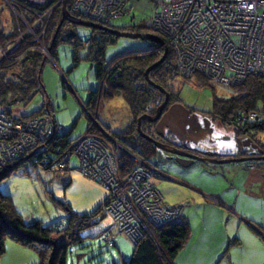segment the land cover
Returning <instances> with one entry per match:
<instances>
[{"label":"rangeland","instance_id":"obj_1","mask_svg":"<svg viewBox=\"0 0 264 264\" xmlns=\"http://www.w3.org/2000/svg\"><path fill=\"white\" fill-rule=\"evenodd\" d=\"M55 5H60L59 1ZM0 7V28L4 34L11 33L13 26H17L20 29V18L16 16L9 5L4 3V0H0ZM53 8L51 7L40 13L38 15L39 18L47 11H52ZM20 13L22 14V12ZM135 13L139 14L138 12ZM49 15L43 20V25L37 23L39 20L37 16L33 24H28L32 29H26L25 27L24 30H21V36L19 35L15 41L11 40L4 45L7 50L2 54L3 58L0 59V62L20 42L26 43L29 41V49L37 50L43 54L40 79L44 89L40 92L33 89V92L31 91L30 93L36 94L29 103L25 104L21 100L14 101L13 104L11 103L10 106H7V109L13 116H24L30 114L33 110L43 107L36 116L49 120L52 119L50 113L53 112L57 124L69 129L79 114H81L82 108L88 106L86 104L89 98L88 90L98 87L95 78V64L85 59L74 63L72 60L73 51L70 45L66 43L59 44L55 53L49 51L51 47L47 46L43 39L47 30ZM84 15L91 17L90 15ZM106 20L104 18L100 20L93 19L91 22L107 27L101 23H106ZM127 21L128 18H122L112 23L120 26L127 23ZM21 24L25 26L22 22ZM76 28L77 34L83 40L89 37L90 27L77 25ZM107 28L112 29L110 27ZM148 28L153 31L146 33L155 34L156 30L154 28ZM156 34L161 36V38L163 37L159 32H156ZM39 37L41 39L37 41ZM130 43H135L134 39L128 37L118 38L115 44L105 48V59L110 60L121 52L126 44ZM165 45L167 47L166 43ZM42 46L45 47V50ZM160 47L164 49L163 46ZM172 50L179 75L172 81L171 87L173 90L178 91L184 105L190 106L192 109L195 108V110H202H197V113L203 116L205 113L210 114L209 110L215 99L229 97L234 94L235 89H233V86L242 82L224 83V81L219 79L218 73L216 75L213 73V78H211L213 81L200 78L198 75H202L198 71L184 75L178 70L174 48ZM85 52V50H81L79 56L84 57ZM21 54L15 56L16 60L20 59ZM258 66H260L258 63L250 65V68L246 69V71L251 70L252 72L242 77L245 76L246 78L249 75H262L264 77V74L255 72L262 70L261 66L260 69H257ZM95 102L97 106L94 109L89 110L87 108L90 116L92 117V112L94 114L93 117L97 115L99 120H103L113 128L120 130L126 126L131 118L128 104L120 95L109 100H100L99 95H97ZM46 109H50L51 112L49 113V110L45 112L47 111ZM257 116L255 114L254 118ZM87 119L88 115L81 114L76 120L75 135L84 133ZM100 129L104 132L102 127ZM230 135L232 136L229 128H220V131L215 132L214 139L210 137L192 139L190 137L183 139L185 141H182V143L192 151L197 150V148H200L198 150L212 148L219 150L228 145L232 149L237 148V150L238 148H244V152L237 157L229 158H254L258 156V161H264V158H261L264 156L263 154L254 155L257 148L253 144L256 143L253 137L251 139L244 134L241 135L236 143H231L233 141ZM225 136L230 137L229 139H224ZM258 136L256 135L255 137L264 141V132H260ZM82 138L85 139L86 136L82 135L80 139ZM158 138L163 140L159 135ZM179 139L181 138L178 136L170 139V142H181ZM250 139L254 140L253 143H251ZM49 142L50 140L48 139L40 145L45 147L46 152L50 148ZM78 147H74L75 150L73 149L72 152L77 154ZM120 150L123 151L122 149H117L116 151L119 153ZM198 155L203 154L198 153ZM209 157L211 158V156ZM176 158L177 156L169 151L159 150L157 155L151 160L163 171L160 175L163 176L165 174V178L152 175L150 181L160 190L163 195V201L167 205L177 207L180 210L178 220L186 218L189 221L191 234L186 246L180 251L179 255H199L203 246L208 247L212 255H222L229 242L234 238L240 239V245L232 249L229 247L231 251L225 255H264V241L262 239L264 236V177L261 174L262 171L264 172V164H259L260 166L254 165L252 159L225 164L219 163L222 174L216 175L212 171L208 173L209 169L201 162L196 161L191 166L183 167L177 163ZM216 159L220 160V158ZM144 164H147V162L141 161V165L143 166ZM78 165V159L72 156L66 170L53 172L44 169L42 166H30L25 171L20 167L0 182V189L4 194L11 197L16 211L26 223L38 221L45 226H55L62 222L61 224L65 225L67 222L66 218L71 213L93 211L103 203L108 195V190L82 173ZM155 165H152L153 168H151L159 175L160 171ZM135 169H132V171ZM144 170L147 171L146 169ZM133 173L130 171L128 174ZM151 173L149 171V174ZM130 179L132 181L135 180L134 177L133 179L130 177ZM180 182H184L186 185L183 186ZM145 191L149 192V189ZM152 194L156 197L155 193ZM244 214L252 216L261 229L253 224L254 227L245 221H240L239 219ZM145 222L144 225L147 226L146 217ZM112 225L111 216L106 215L99 223L84 229L81 235L85 238L69 247L67 264H119L121 256L128 257L132 252L134 243L123 233H118L115 229L112 230ZM108 227H110L111 233L108 231L110 235L117 233L114 246L103 240L104 238H109V233L105 232L107 237L101 236L103 241L97 236L98 233L108 229ZM53 235L57 236L56 233H53ZM41 254V249L22 246L7 239L5 241V251L0 256V264H35L41 260ZM196 263L199 262H190V264Z\"/></svg>","mask_w":264,"mask_h":264},{"label":"trees","instance_id":"obj_2","mask_svg":"<svg viewBox=\"0 0 264 264\" xmlns=\"http://www.w3.org/2000/svg\"><path fill=\"white\" fill-rule=\"evenodd\" d=\"M10 1L22 12L25 21L29 25L34 23L40 13L54 7L49 15L47 30L43 37L45 44L51 47V53H55L59 44H69L73 51L72 60L74 63H78L82 59L93 62L95 64V78L98 87L88 90L89 98L86 102L88 106L82 108L81 111V114L88 115L84 133L74 134L76 120L81 114L67 129L57 124L53 112L50 109H46L47 111L45 112H48V110L49 113L51 112L50 116L56 125V129L53 130V134L49 138V151L40 157H32V160L36 159V161L29 164H25L24 160L20 159L10 161L6 165L1 166L0 182L20 167L25 171L30 166H42L44 169L53 172L66 170L72 156L78 159L80 169L81 161L79 156L72 151L75 142L82 135L94 137L105 144L117 166L119 180L125 178L132 169L142 167L139 160L131 158L124 151L120 150L118 153L117 149L129 150L141 161L154 165L151 159L161 149H158L151 141L139 135L137 118L140 115L154 112L155 108L163 100L164 93L148 83L144 74L147 67L161 58L163 48L157 43L148 40L134 39L135 43L126 44L121 52L110 60H106L104 57L105 48L115 44L120 37L107 29L90 27L89 37L83 40L77 34L76 26L79 24L75 22L78 20L91 22L93 19L85 16L82 10H73L72 4L74 0H66L65 9L68 13L66 18L63 17L65 13L61 8L62 0ZM58 1L60 5L54 6ZM142 16L140 13H133L132 17L124 16L123 18H128V21L120 26L112 23L115 20L101 23L123 32H152L153 30L141 21L142 19L140 18ZM17 24L19 25V23ZM19 26L20 29L17 26H13V31L9 34H4L0 28V44L2 46L11 40L15 41L19 37L21 30L25 29V26H22L21 23ZM28 44L29 41L26 43L20 42L0 62V106L2 107H0V111L6 112L8 115L11 114L7 106L11 105L9 103L13 104L17 97H20L21 101L26 104L36 94L30 93L31 91L33 92V89L37 92L44 89L40 79L43 54L37 50L29 49ZM81 50L86 51L84 57L79 56ZM21 52L23 53L21 54ZM19 54H21V57L16 60L15 56ZM178 75L172 47L167 44V53L163 62L148 72V78L153 83L160 85L174 100L183 104L178 91L173 90L171 87L172 81ZM198 76L208 80L204 76ZM233 89H235L234 94L225 98H217L213 101L209 110L210 115L222 126L234 127L236 128V133L245 134L250 138L253 137L258 145H264V141L261 139L260 141L255 137L256 135L259 137L258 134L264 132V77L262 75H249L241 83L234 85ZM97 95H99L100 100H109L117 95H120L125 100L131 115L126 126L118 130L103 120H99L97 115L93 117L94 114L92 112V117L90 116L87 108L90 110L97 106L95 104ZM42 109L43 107L33 110L28 115L21 116L25 119L30 118L39 114ZM251 113L258 116L256 118H254L255 116L250 117ZM59 126L63 127V130L57 129ZM101 127L104 132L100 129ZM140 127L146 135H151L152 128L150 124L141 122ZM254 140H251V142ZM61 163L62 165H60ZM160 173L162 174L161 171ZM160 194L162 195L161 192ZM107 199L108 195L103 203L93 211L71 213L66 218L67 222L65 225L61 224V222L55 226H45L38 221L26 223L16 211L11 197L4 194L0 189V256L5 251V241L10 239L22 246L41 249V260L35 264H67L69 247L85 238L81 235V232L99 223L107 215L103 207ZM178 218L158 226L147 222L142 236L138 241L133 242L131 254L128 257L121 256L119 264H176V258L186 246L191 234L189 221L186 218L182 220H178ZM109 229L110 227L98 233L97 236L101 241H103L101 236L105 235V232H108ZM53 233H56L57 236H54ZM116 234L113 235L112 246L115 245ZM237 242L239 243L238 238L232 239L224 250L223 255L227 254L229 247L231 248Z\"/></svg>","mask_w":264,"mask_h":264},{"label":"built area","instance_id":"obj_3","mask_svg":"<svg viewBox=\"0 0 264 264\" xmlns=\"http://www.w3.org/2000/svg\"><path fill=\"white\" fill-rule=\"evenodd\" d=\"M4 3L26 29H32L10 0H4ZM72 8L82 10L93 19L104 18L106 21L132 17L133 13L139 12L143 15L141 21L161 33L165 43L174 48L178 70L184 75L198 71L211 79L213 73H218L224 83H239L252 72L246 69L255 63L262 69L255 72L264 74V0H74ZM50 12L38 16L37 23L43 25ZM42 48L45 50L44 46ZM6 50V46L0 44V59ZM254 116V113L250 114V117ZM54 129L53 119L40 116L25 119L0 111V167L20 159L25 164L35 162L32 157L47 153L40 145L51 137ZM57 129L63 130V127ZM74 147H78L82 173L108 190L104 209L112 218V230L136 242L146 227L145 217L158 226L180 216L177 207L163 202L144 165L119 180L112 154L102 141L86 136ZM127 225L132 229L126 230ZM113 239L111 234L103 240L112 244Z\"/></svg>","mask_w":264,"mask_h":264},{"label":"flooded vegetation","instance_id":"obj_4","mask_svg":"<svg viewBox=\"0 0 264 264\" xmlns=\"http://www.w3.org/2000/svg\"><path fill=\"white\" fill-rule=\"evenodd\" d=\"M159 91H161V90H159ZM162 93H164V92H162ZM164 97H165V93H164ZM164 97H163V100H164ZM163 100L161 101V103L163 102ZM179 105L181 106V108H183L184 110H186L187 116H184V113L182 112L181 108L178 109L177 106H179ZM176 108L181 113L182 120L185 122L184 128H183V130H182L181 133L171 132L168 129V127H166L164 124H162L161 130L159 131L157 129V122L159 121V118L157 120H155V121H149L146 118H143L140 121V126H141V122H146L147 124H150V126H151L152 129H151V135H149V136L151 138H153V139H155V140L163 143L167 148H170V149L171 148H178V149L184 150V151H186V152H188L190 154H193V155H198V153H202L203 155H198V156L200 158H203V160L197 159L200 162L205 161V160L216 159V158H219V157L214 156V155H210L208 153H203V152H201L198 149L195 150V151H192V150H190L189 148H187L182 143V141H185L183 139H188L190 137L192 139L200 138V137H202V138H204V137H210V138L214 139L213 136H214L215 132L220 131V128H224V129L229 128V130L231 131V134H232V136L230 135L231 136V140L233 141L231 143H236L237 140H239L240 137H241V134L235 132V129L236 128L231 127V126H227V127L222 126L218 121L214 120L213 117L210 116L209 113H205L204 116H203L200 113H197V110L198 111H202V110H200V109L195 110V108L192 109L190 106H185L182 103L174 100V98L170 97L169 96V93H168L167 103H166L165 107L162 110V114L168 112L170 109H174L175 110ZM147 114L148 115H151V116H154L155 110H154V112L147 113ZM158 135L160 137H162L163 140H160L158 138ZM178 136L181 138V139H179V141H181V142H177V141L176 142H173V141L170 142V139L177 138ZM230 136H228V137L225 136L224 139H229ZM251 143H253V142H251ZM253 144H255V146L257 148V151L254 153V155H262V154L264 155V145H258L257 143H253ZM123 151L125 153H127L131 158H133L135 160H139V162L141 163V160L138 159L137 157H135V155L132 154L130 151H128L126 149H123ZM109 153L111 154V152H109ZM209 156H211V158ZM229 157H231V156H228V158ZM224 158H227V157H220V160L221 159H224ZM249 158H252V161H254L252 163L254 165L260 166L259 164H264V161L263 160L258 161V158H259L258 156H255L254 158L253 157H249ZM249 160H251V159H247L245 161H249ZM193 161H195V160H193ZM151 167H152V164H149V163L144 164V168H147L149 171L152 172L150 174V178L152 177L153 174H156L157 173V172L152 171L151 169L153 167L152 168ZM263 169H264V167H263ZM261 174L264 177V172L263 171L261 172ZM159 175H160V172H159Z\"/></svg>","mask_w":264,"mask_h":264},{"label":"water","instance_id":"obj_5","mask_svg":"<svg viewBox=\"0 0 264 264\" xmlns=\"http://www.w3.org/2000/svg\"><path fill=\"white\" fill-rule=\"evenodd\" d=\"M65 5H66V0H62V4H61V8L63 10L64 14V18L67 17L68 13L65 9ZM76 24L79 25H85V26H89V27H94V28H100V29H107L108 31H110L111 33L117 35L118 37H128L131 39H140V40H148L151 41L153 43H157L159 46H163V55L161 56V58L159 60H157L155 63H153L152 65H150L149 67H147V69L145 70L144 74H145V79L148 83H150L151 85H153L155 88L161 90L162 92L165 93V97L164 100L161 104H159L157 106V108L155 109V114L154 116L148 115V114H143L140 115L137 118V131L139 133V135L149 141H151L153 143V145H155V147H157L158 149L164 150V151H169L173 154H175L177 156L176 161L179 165L183 166V167H187L193 159H200L203 160V158L198 157L197 155H193L190 154L184 150L178 149V148H167L163 143L151 138L150 136L146 135L140 128V121L143 118H146L149 121H155L159 118V121L157 122V129L160 131L161 130V126L162 124H164L166 127H168V129L171 132L174 133H181L185 122L182 120V116L181 113L178 111V109L181 108V106H177L178 109L176 108L174 109H170L168 112L162 114V110L165 107L166 103H167V99H168V93L158 84L153 83L151 80H149L148 78V72L156 67L157 65H159L161 62H163L166 53H167V47L165 45V41L158 35L153 34V33H131V32H123V31H119L116 29H109L107 27L95 24L93 22H87L84 20H78L75 22ZM50 51V48H49ZM16 101H20L21 98L17 97L15 99ZM11 104V103H9ZM182 112L184 113V116H187V112L186 110H184L183 108H181ZM162 114V115H161ZM264 158V157H261ZM247 159H252V158H224L221 160H217V159H211V161L216 162V163H220V164H225V163H229V162H240V161H244Z\"/></svg>","mask_w":264,"mask_h":264},{"label":"crops","instance_id":"obj_6","mask_svg":"<svg viewBox=\"0 0 264 264\" xmlns=\"http://www.w3.org/2000/svg\"><path fill=\"white\" fill-rule=\"evenodd\" d=\"M216 144V143H215ZM200 149V148H197ZM244 148H241L237 150L236 149H232V147L230 145L222 147L219 150H214L212 149H202L200 150L203 153H208L210 155H214L217 157H237L239 154H241L242 152H244ZM195 160V161H193ZM192 162L188 165L191 166L194 164V162H200L197 159H193ZM204 166H206L209 170L208 173H211L210 171H212L213 174L216 175H221L222 172H220L221 167H219V163L213 162L211 160H205L201 162ZM187 166V167H188ZM156 168L158 170H160L157 166ZM161 172H163L162 170H160ZM155 176H158L160 178H165V174L164 176L158 175V174H153ZM170 180V179H169ZM181 185L185 186L186 184L184 182H180ZM261 195V192H260ZM254 218L252 216L246 215L244 214L243 217H241L239 220L240 221H245L247 224L251 225L252 227H254L253 225H255L256 227H258L259 229H261L260 226H258L257 222H255L253 220ZM253 224V225H252ZM257 233V232H256ZM258 235H260L258 233ZM263 241H264V236H263ZM256 241V240H255ZM240 239H239V243L237 242V244L231 246V249L234 247H237L240 245ZM231 250L229 249V252ZM201 254L199 255H179L176 258L175 263L176 264H190V262L192 261H197L199 263L196 264H264V255H212L211 252H209L208 247L203 246L200 250ZM209 252V253H208Z\"/></svg>","mask_w":264,"mask_h":264},{"label":"bare ground","instance_id":"obj_7","mask_svg":"<svg viewBox=\"0 0 264 264\" xmlns=\"http://www.w3.org/2000/svg\"><path fill=\"white\" fill-rule=\"evenodd\" d=\"M125 229H126V230H131V229H132V226H131V225H127V226L125 227Z\"/></svg>","mask_w":264,"mask_h":264}]
</instances>
